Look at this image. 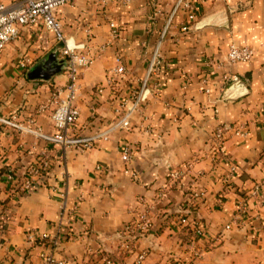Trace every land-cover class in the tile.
<instances>
[{
  "label": "crops",
  "instance_id": "1",
  "mask_svg": "<svg viewBox=\"0 0 264 264\" xmlns=\"http://www.w3.org/2000/svg\"><path fill=\"white\" fill-rule=\"evenodd\" d=\"M189 1L196 6L197 22L182 33L187 13L180 9L175 14L163 44L171 70L160 82L159 94L151 87L130 130L117 131L100 147L83 151L82 146L48 144L0 122V264H43V253L63 264H105L107 258L114 264H181L188 256L184 244L191 238L192 222L199 220L207 236L199 243L204 254L197 264H264L263 206L252 200L243 222L226 230L239 203L264 182V0ZM177 2L132 0L122 5L112 0L101 6L79 0L58 10L65 35L76 45L94 51L105 47L81 76L78 136L105 130L119 117L123 100L140 89L148 56ZM157 8L162 14L149 25ZM208 18L215 21L201 28L199 23ZM111 21L122 34L114 42ZM234 43L253 47L254 59L228 65ZM61 51L62 44L38 23L23 28L0 52V118L22 125L33 120L46 134L54 133L50 113L41 108L67 86L65 63L50 80L32 70L52 54L65 61ZM117 52L128 74L113 89L97 94ZM25 60L31 63L24 69ZM231 76L248 91L226 101ZM204 79H209L210 94ZM223 124L248 132L245 139L229 138L224 155L215 151L213 141ZM124 146L137 150L128 173ZM44 159L50 160L49 172L36 178L32 189H24L28 171ZM192 160L194 170L185 174ZM10 168L13 181L6 177ZM175 170L182 172L177 180L170 178ZM199 191L207 192L206 200L190 208L189 200ZM63 204L77 206L71 224L60 221ZM142 215L148 216L151 229L129 254L122 248V230ZM31 234L35 240L30 242ZM41 234L50 239H39ZM145 249L148 256L139 262Z\"/></svg>",
  "mask_w": 264,
  "mask_h": 264
},
{
  "label": "built area",
  "instance_id": "2",
  "mask_svg": "<svg viewBox=\"0 0 264 264\" xmlns=\"http://www.w3.org/2000/svg\"><path fill=\"white\" fill-rule=\"evenodd\" d=\"M79 0H11L9 5L0 3V52L5 50L12 42H14L23 28H29L38 23H42L45 29L54 35L56 42L62 44L61 54L65 59V71L68 77V84L65 88L56 90L47 104L41 108V112H49L54 127L53 134H46L42 128L36 125L32 120L28 125L19 124L16 120H7L0 118V122L7 126L17 129L21 133L31 134L38 139L44 140L48 144L70 148L74 146H82L83 151L91 150L92 147H100L108 142L112 135L120 130H130L132 127V119L138 113L146 102L147 94L151 92V87L156 94H159L160 82L168 75L171 70V63L163 53L164 39L173 23L175 14L180 10L187 13V21L182 25L181 32L188 33L191 25L197 22L196 6L189 0H178L173 13L167 19V24L154 45L147 59V72L142 80L140 89L134 93L132 99H125L120 104L117 113L119 117L107 126L105 130L93 133L89 137L78 136L82 128L79 126L80 109L76 105V100L80 90V80L82 73L90 69L100 58L105 47L94 51L84 45H76L69 39L63 29L62 21L58 18V10L67 5H75ZM101 6H106L112 0H95ZM122 5H128L132 0H117ZM155 2L156 0H151ZM162 14L158 8L149 19V25L155 24L157 18ZM112 29L111 37L113 42L119 40L122 36L121 29L114 21L110 22ZM255 49L249 45L232 44L227 53V64L234 65L238 63H250L255 57ZM30 60H25L21 66L27 68ZM128 74L123 59V55L117 52L115 57V65L110 69L107 80L104 85L97 88V94H103L108 89H113ZM239 79L231 76L227 81L233 84ZM205 93L210 94L209 79H204ZM226 91V90H225ZM237 137L245 139L248 137L246 130L235 128L228 124H223L216 129L213 134L215 151L224 155L226 153V143L229 138ZM125 158L126 172H130L131 164L135 158L137 150L130 146L121 148ZM196 161L192 160L185 165V174H191L194 170ZM50 160L44 159L40 164L33 166L27 173L24 189L30 190L34 186L36 178L46 174L50 170ZM101 170V168H98ZM235 167L232 172H235ZM182 172L172 171L170 178L177 180ZM15 172L12 168L6 172L9 181L15 178ZM264 183V182H263ZM263 183H258L251 195L245 196L239 203L234 223L226 226V230H231L235 226H239L243 222V218L250 212V203L256 200L264 207V194H262ZM207 192L199 191L193 194L189 200V207L195 208L200 202L206 200ZM77 206L71 209L67 204H63L60 212V221L71 224L74 219V213ZM151 229V222L147 215L135 219L127 224L122 230V248L125 252L133 254L139 247L140 239ZM191 238L185 244V250L188 254L181 264H197L204 254L199 246L201 240L207 236L206 226L199 220L192 222ZM33 234L29 236V241H34ZM41 240H49L48 234H41ZM148 256V251L142 250L138 254V261L143 262ZM43 264H63L58 262L52 253H43L40 256ZM105 264H114L112 258L105 259Z\"/></svg>",
  "mask_w": 264,
  "mask_h": 264
},
{
  "label": "water",
  "instance_id": "3",
  "mask_svg": "<svg viewBox=\"0 0 264 264\" xmlns=\"http://www.w3.org/2000/svg\"><path fill=\"white\" fill-rule=\"evenodd\" d=\"M214 18H208L202 23H199V26L202 28L205 25H210L214 22ZM65 61L58 60L57 54H52L43 63H40L32 71V74L40 77L44 80H50L53 76L60 74L62 72ZM30 74V76H32ZM247 88L241 80H238L230 85V87L224 93L223 99L228 101L237 97L244 96L247 93Z\"/></svg>",
  "mask_w": 264,
  "mask_h": 264
}]
</instances>
